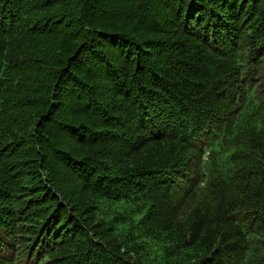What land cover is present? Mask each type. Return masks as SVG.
<instances>
[{
	"label": "trees",
	"instance_id": "trees-1",
	"mask_svg": "<svg viewBox=\"0 0 264 264\" xmlns=\"http://www.w3.org/2000/svg\"><path fill=\"white\" fill-rule=\"evenodd\" d=\"M0 264H264V0H0Z\"/></svg>",
	"mask_w": 264,
	"mask_h": 264
},
{
	"label": "rangeland",
	"instance_id": "rangeland-1",
	"mask_svg": "<svg viewBox=\"0 0 264 264\" xmlns=\"http://www.w3.org/2000/svg\"><path fill=\"white\" fill-rule=\"evenodd\" d=\"M231 34H234V32L232 31ZM231 41H233V37H229L225 43L220 42L219 46L221 47L222 45H225L226 43H229ZM131 135L135 137L134 132H132ZM177 204H178V201L176 198H174V202L173 201L169 202L170 207L168 209H171V208L175 209L177 207ZM17 241H20V240L17 239Z\"/></svg>",
	"mask_w": 264,
	"mask_h": 264
}]
</instances>
